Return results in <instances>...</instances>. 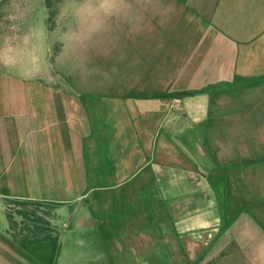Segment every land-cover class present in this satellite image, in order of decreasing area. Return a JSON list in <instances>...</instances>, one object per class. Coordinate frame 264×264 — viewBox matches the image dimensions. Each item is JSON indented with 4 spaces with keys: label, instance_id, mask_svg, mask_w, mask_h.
Here are the masks:
<instances>
[{
    "label": "crops",
    "instance_id": "obj_1",
    "mask_svg": "<svg viewBox=\"0 0 264 264\" xmlns=\"http://www.w3.org/2000/svg\"><path fill=\"white\" fill-rule=\"evenodd\" d=\"M100 27L118 35L111 89L60 83L58 50L50 82L0 58V264H52L65 205L117 187L135 238L113 264H264V0H118ZM163 213L174 225L149 221Z\"/></svg>",
    "mask_w": 264,
    "mask_h": 264
},
{
    "label": "rangeland",
    "instance_id": "obj_2",
    "mask_svg": "<svg viewBox=\"0 0 264 264\" xmlns=\"http://www.w3.org/2000/svg\"><path fill=\"white\" fill-rule=\"evenodd\" d=\"M97 2L98 0H2L0 28L2 27L4 34L9 36V41L0 43V58L4 61H18L20 58L22 62L20 68L15 69L16 74L23 73L24 69L33 72L43 67L46 68L43 80L50 82V68L56 69L57 63L60 69L57 73L60 83L67 82L66 75L70 70L74 75L71 77L81 83L111 86V89L118 84V35L104 34L100 26L102 23L114 24L115 20H118V0L116 10L111 15L86 17V9L94 7ZM93 22L98 23L99 27L94 29L91 26ZM84 28L88 33L84 34L87 35L86 40L82 33ZM20 30L27 33L25 48L22 43L13 39ZM87 46L91 57L84 59V47ZM57 50L60 52L59 57H55L56 63L52 66L50 63L54 56H51ZM100 55L102 57H99ZM83 67L86 68L87 75H82ZM57 76L53 78L56 79ZM92 191L65 205L60 213L53 239L48 242V245L55 249L52 252V264H113L118 261V242L123 244V238H135L130 235H118V187L113 191H95L93 188ZM84 212L89 214L86 222L91 223V228L86 230V233L80 227H71V223H77L76 218L83 217L79 214ZM154 215L159 216V213L155 212ZM170 215L172 216L171 212ZM149 221H152L154 226L159 224L161 227L174 225L176 222L166 214L161 220ZM122 222L126 224V220ZM162 231L163 229L156 228L154 232L157 235L146 236V240L152 243H163L156 247L157 253H161L163 246L168 247V242L164 243L163 239L169 241L173 236L159 235ZM174 237L170 244L177 243L178 236ZM152 248L154 250L153 245L149 250ZM163 250L167 253L165 248ZM191 254L188 253V258ZM168 261V258H165L163 261L156 260L149 264H168Z\"/></svg>",
    "mask_w": 264,
    "mask_h": 264
},
{
    "label": "clouds",
    "instance_id": "obj_3",
    "mask_svg": "<svg viewBox=\"0 0 264 264\" xmlns=\"http://www.w3.org/2000/svg\"><path fill=\"white\" fill-rule=\"evenodd\" d=\"M116 7V0H98L94 7L86 9V17L91 18L99 14L109 16L116 10ZM91 26L95 29L99 27V24L93 22Z\"/></svg>",
    "mask_w": 264,
    "mask_h": 264
},
{
    "label": "trees",
    "instance_id": "obj_4",
    "mask_svg": "<svg viewBox=\"0 0 264 264\" xmlns=\"http://www.w3.org/2000/svg\"><path fill=\"white\" fill-rule=\"evenodd\" d=\"M1 1H2V0H1ZM1 1H0V2H1ZM186 94H187V93H184V94L182 93V94H178L177 96H183V95H186Z\"/></svg>",
    "mask_w": 264,
    "mask_h": 264
}]
</instances>
